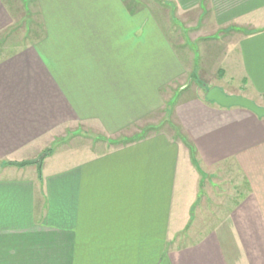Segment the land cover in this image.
<instances>
[{"label": "crops", "instance_id": "crops-1", "mask_svg": "<svg viewBox=\"0 0 264 264\" xmlns=\"http://www.w3.org/2000/svg\"><path fill=\"white\" fill-rule=\"evenodd\" d=\"M27 1L0 0V264H264V118L205 99L217 87L264 108V0H170V19L164 2ZM29 10L41 33L18 48ZM196 69L223 87L188 95ZM74 137L103 148L23 175ZM182 151L240 183L183 245Z\"/></svg>", "mask_w": 264, "mask_h": 264}, {"label": "rangeland", "instance_id": "rangeland-1", "mask_svg": "<svg viewBox=\"0 0 264 264\" xmlns=\"http://www.w3.org/2000/svg\"><path fill=\"white\" fill-rule=\"evenodd\" d=\"M27 2L32 9V0H28ZM135 2L141 3L144 6L147 5L150 11L155 15H157L155 13V4H162L164 2L163 5L166 8L164 11L169 13L168 16L170 19V0H135ZM31 14V10H29L27 15L24 13V20L26 19V21H23L18 26V29L14 30V32L10 35V39L12 38V41H14L13 43L16 44L18 48H22L23 46L31 43L34 39H36V37H39L41 33L37 21L35 20V16L34 18H31ZM27 18L29 21H27ZM0 43L4 45L6 41ZM200 44L201 42H196L190 46L192 50L195 51V49H199ZM199 64L200 62H198V65ZM195 68H197V65ZM188 80V83H191L187 93L188 95H197L198 93L202 94V88H204V86L211 87L215 84L223 87L224 84V81H221L220 79L218 80L217 78H212L209 75L207 76L199 73L198 69H196L189 76ZM205 92H207V90H205ZM253 103L255 104V102ZM166 111L163 113L166 117L162 118L158 122V128H161L166 123L171 124V108L167 109ZM149 123L150 122H148V124ZM142 127L143 131L139 136H145L149 133L147 126ZM56 139H58L56 141L59 142L55 144L56 148H53V152H50L51 154L49 155L48 152L37 154L38 160L36 165H33L34 169H26V171L23 172V175H30L31 173H35L37 175L41 173L43 175L48 170L55 168L57 163H61L62 161H65L66 163L69 162L72 156L74 158V156L78 157L81 155H93L94 152H97L103 148V144L99 142H93V140L87 141L82 137H74L67 140L65 139V141H60V138ZM131 139L133 140L135 138ZM89 143V147L91 146L94 150H89L86 148V146L83 147V145H87ZM87 150H89V152ZM211 175L212 173L210 174L205 172V170L202 169L199 164H189L184 152H181L172 218L173 224L179 225L180 228H182V231L184 230L182 234L176 239L180 240L181 245L186 244L187 241L191 242L199 238L201 234L198 232V230L199 228H203L200 227V225H205L204 228L206 229L214 223H219L218 219L220 218L217 217V220H215V214L221 211L227 212L228 207L231 206L234 196L238 193L240 183L239 177L235 171H230L228 168H224L219 169V172L214 173L213 176ZM185 224L188 225L185 226ZM173 235V233H170V236L173 237Z\"/></svg>", "mask_w": 264, "mask_h": 264}, {"label": "water", "instance_id": "water-1", "mask_svg": "<svg viewBox=\"0 0 264 264\" xmlns=\"http://www.w3.org/2000/svg\"><path fill=\"white\" fill-rule=\"evenodd\" d=\"M205 99L207 102L215 103L221 108L240 107L252 112L258 118H264V108L258 107L252 101L242 97L227 96L217 87L208 90Z\"/></svg>", "mask_w": 264, "mask_h": 264}, {"label": "trees", "instance_id": "trees-1", "mask_svg": "<svg viewBox=\"0 0 264 264\" xmlns=\"http://www.w3.org/2000/svg\"><path fill=\"white\" fill-rule=\"evenodd\" d=\"M207 93V92H206ZM142 138H144V136H141V137H137L136 138V140H138V139H142ZM135 141V139H133V140H117L116 142H113V146H119V145H126V144H129V143H132V142H134ZM23 166H24V164H23ZM41 175V173H39V176Z\"/></svg>", "mask_w": 264, "mask_h": 264}]
</instances>
